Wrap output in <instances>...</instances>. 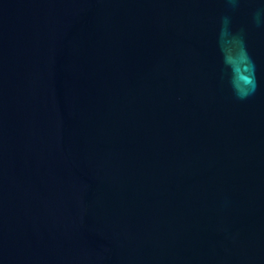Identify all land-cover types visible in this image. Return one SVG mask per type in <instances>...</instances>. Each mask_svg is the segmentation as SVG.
<instances>
[{"label": "water", "instance_id": "95a60500", "mask_svg": "<svg viewBox=\"0 0 264 264\" xmlns=\"http://www.w3.org/2000/svg\"><path fill=\"white\" fill-rule=\"evenodd\" d=\"M0 264H264V0H0Z\"/></svg>", "mask_w": 264, "mask_h": 264}]
</instances>
